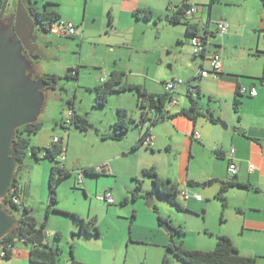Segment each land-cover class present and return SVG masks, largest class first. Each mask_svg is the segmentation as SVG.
<instances>
[{"label": "rangeland", "instance_id": "1", "mask_svg": "<svg viewBox=\"0 0 264 264\" xmlns=\"http://www.w3.org/2000/svg\"><path fill=\"white\" fill-rule=\"evenodd\" d=\"M31 1L39 9L46 2L55 4L60 13L59 21L76 27V35L71 37L58 33V22L53 23L48 33L40 31L37 25L39 57L31 63L35 76L51 74L59 77L58 87L47 91L38 117L43 126L37 134L30 136L31 142L38 139L44 143L54 137L61 138L66 148L62 163L70 176L57 189L59 212L50 211L46 217L50 161L35 160L28 153L17 176L22 192L24 190L23 200L35 211L37 221L41 223L46 218V233L50 235L47 240L60 249L59 264H161L169 231L158 224L157 214L151 205H147L148 199L171 225L182 227L184 233L175 237L182 240L184 247L188 245L193 250L206 251L199 249V245L208 239L215 240L216 244L218 230L232 224L236 209L227 203L223 209L215 197H205L211 189V186H205L211 154L198 149L195 157L188 149L182 150L177 146L170 150L154 149L150 153L144 151L143 146V150L126 152L121 156V145L125 140L103 139L102 135L113 132L118 108L126 109L134 120L139 119L135 92L112 93L105 105L94 106L93 89L102 83L101 77L106 81L112 70L123 72L124 82L144 86L152 93L163 91L162 84L171 79L185 80L184 73L189 72L200 59L193 54L185 26L169 24L164 19L166 12L181 6L185 0ZM127 1H134L133 10H151L152 17L136 18L131 15L133 10L127 13ZM17 2L8 0L4 17L13 13ZM230 2L217 0L210 4V0H186L196 10L189 20L198 24L200 33L207 23L214 31L217 21L224 18L223 14L235 15L241 11ZM74 69H77V79H67L65 75ZM182 86L185 88L183 92L179 91ZM185 86L176 85L173 98L181 101L184 109L190 110ZM193 96L196 101L203 100L196 93ZM69 101L73 102L74 111L89 121L91 128L88 131H80L73 125H63L65 130L61 127L68 111H73ZM167 121L158 123V127L169 129L171 124ZM49 128L52 132H48ZM144 129L133 124L126 135ZM142 159L152 163L158 176L163 174L170 180L179 176L184 180L189 172L192 176L203 177L199 180L200 185L194 187L204 198L202 203L179 197L187 210L178 211L156 192L149 198L146 189L150 188L151 181L141 176L138 178L145 182L142 185L144 193L133 200L127 188L134 186V181L128 174ZM189 161H193L190 169ZM216 161L221 162L220 159ZM103 163H107L105 167L110 171L107 176L95 177L81 172L84 168ZM79 172L85 179L84 183L77 182ZM104 190L111 191L115 200L113 204L97 198ZM125 197L127 201L124 203ZM12 214L18 217L17 213ZM70 214H77L85 223L95 217L99 236L79 234L80 224ZM58 232L60 238L56 239ZM15 245L21 246L20 242ZM70 246L73 247V255L70 254ZM169 260L170 264H181L172 255H169ZM7 261L0 259V264L11 262Z\"/></svg>", "mask_w": 264, "mask_h": 264}, {"label": "crops", "instance_id": "2", "mask_svg": "<svg viewBox=\"0 0 264 264\" xmlns=\"http://www.w3.org/2000/svg\"><path fill=\"white\" fill-rule=\"evenodd\" d=\"M30 3H32L31 0ZM230 3L241 11L235 15L225 13L223 14L224 18H220L229 22L228 32L221 37L215 36L216 26L212 31L207 23L203 32H199V34H204V30L209 35L212 33L211 44L206 46L203 57L197 56L200 61L195 63L189 72L184 73V84L191 80V86H196L199 96L203 97L200 102L196 101L193 96L195 92H192V97L196 102L194 119L177 115L167 121L171 124L169 129L158 127L157 124L150 131L153 145L152 147L144 146V151L153 153L154 149L170 150L177 146L182 150L188 149L196 157L198 149L207 150L211 154V167L205 186H211V189L205 197L209 198L216 196L219 189L218 180H225L233 176L227 171L229 163L227 155L230 148H234L235 152L232 157L238 166L234 178L238 182L249 183L251 187L248 189L230 188L224 194L226 203L236 209V217L231 225L218 230L216 237L218 235L228 236L240 254L255 257V264H264V86L260 80L264 75V6L259 0H231ZM32 4L37 7L36 4ZM134 7V1L125 3L127 13H130ZM193 15L194 13L191 16ZM215 50L222 52L221 72L215 76L209 74L205 77H198L199 69L209 70L208 58ZM172 80L176 79L170 81ZM240 86L256 87L257 96L240 95L241 105L238 113L235 114L232 102ZM184 90L185 88L182 86L179 91L183 92ZM161 92L163 91L157 93ZM46 94L47 92L45 96ZM176 101V106L168 107L170 114L178 113L181 107L184 109L182 102L178 99ZM210 117L216 121L212 122ZM221 121L226 123L225 129L221 127L219 123ZM144 130H137L125 135L123 138L125 141L121 145V156L126 152L129 153L130 147ZM194 131L199 133L198 140H194L192 137ZM60 142H62L61 138ZM50 144L51 140L45 143L38 139L30 141V145L33 147H48ZM216 159H220L221 162H217ZM192 162L188 163L189 169ZM249 164L254 165L252 171L248 169ZM149 167H152L149 160H139L128 175L133 178L139 177L142 169ZM159 176L162 179L167 178L163 174ZM148 179L150 180V178ZM200 179L204 178L192 176L189 172L184 180L179 176L171 181L178 185L179 190L186 189L193 195L199 194L194 187L200 185ZM84 181L85 179L82 177V183ZM144 183L143 181L142 185ZM133 187L127 189L131 190ZM146 190H150V188ZM199 195L201 196V194ZM189 200L202 203L204 198L197 201L191 196L187 199V201ZM24 204L26 203L24 202ZM20 244V247L15 245L13 255L7 261L8 263L11 261L9 264H31L28 259L29 249L22 242ZM214 245L215 240L208 239L198 248L209 250ZM185 248L191 249L192 247L187 245Z\"/></svg>", "mask_w": 264, "mask_h": 264}, {"label": "trees", "instance_id": "3", "mask_svg": "<svg viewBox=\"0 0 264 264\" xmlns=\"http://www.w3.org/2000/svg\"><path fill=\"white\" fill-rule=\"evenodd\" d=\"M217 0H210V4H213ZM261 5L264 6V0H259ZM24 2V0H22ZM27 6L26 9L29 15L34 19L36 25H38L40 31L43 33L50 32L54 22L60 20V13L56 9L55 4L46 2L42 9L35 7L30 0H25ZM3 0H0V8L2 6ZM186 3V0L184 2ZM16 7V6H15ZM191 8L187 4V10ZM15 10V9H14ZM186 10V11H187ZM186 11L181 9L180 6L175 7L171 12H166L164 14V19L169 24H183L185 26L186 35L193 39L196 36H199V27L195 22L189 20L190 17L186 15ZM136 18L141 16L145 19L152 17V12L149 9L137 8L132 11V14ZM5 18V17H4ZM112 17L110 16L109 23L111 24ZM208 32L204 30V34ZM212 34V33H210ZM75 36V35H74ZM73 37V36H71ZM205 50L201 52L200 55H195L203 57ZM25 56L26 52L23 51ZM124 73L112 70L108 75L106 81H102L101 84H98L94 87V106L102 107L106 104L108 97L115 92L122 91H133L136 94L137 106L140 109V117L138 120H134L130 113L124 108H118L116 114V120L112 125L113 132L111 134H103V139L111 140H122L127 132L131 130L132 125L138 126L140 128L145 127L143 133H141L138 140L130 147L129 153H133L144 146V142L147 137L151 136V129L156 126L158 123L165 120H170L177 115H182L187 118L194 119L196 102L192 97L191 88H194V92L199 96L196 86H191L190 81H186L187 92L186 96L190 102V113L189 110L181 109L178 113L170 114L166 106L170 104L173 100L174 91H165L161 93H152L149 92L144 86L129 84L123 80ZM33 79L40 78L45 83L43 88L44 92L50 90H55L58 87L59 77L51 74H44L41 76H32ZM67 79H77V69L72 70L71 73L65 75ZM196 78V77H195ZM263 80V77L260 79ZM239 88V87H238ZM240 93L238 89L236 91V96L233 99L232 107L235 114L238 113L241 101ZM68 105L73 108V102L69 101ZM72 110V109H71ZM212 122L216 120L212 117L209 118ZM61 127L65 130L66 127ZM80 131H88L91 128L89 121L85 116H82L76 113L73 109V117L71 124ZM43 126V122L37 119L35 122L27 123L22 126H19L15 130L13 147L15 150V156L20 161L19 170L23 164V160L26 158L28 153L30 157L35 160H48L51 162L49 175H48V198L46 205V217L50 211L59 212L57 210L58 195L57 189L60 183L67 177L70 176V172L64 167V164L60 160L62 153L65 154L66 148L62 145V142L57 144L51 143L48 147H33L30 145V136L37 134ZM29 134V136H28ZM41 154V157L39 156ZM218 157H220L218 155ZM96 166L84 168L83 172L85 175L91 176H100L107 175L108 173H99L96 171ZM18 170V171H19ZM18 176V173H17ZM16 176V183L13 186L14 196L18 199V202L15 204L11 200V192L6 198L7 204L12 208L11 213L15 212L18 214L20 224L14 228L12 232L4 236L0 240V251L4 254L0 255V259L10 260L13 255V250L16 242H22L24 245L29 247V262L31 264H59V253L60 249L58 247H53L51 243L48 242V235L46 234V218L39 223L35 215L30 214L32 210L29 206L24 204L22 199V187L18 184ZM141 177L150 178L151 187L150 190L146 191V195L153 197L154 192L158 196H161L168 204L175 207L178 211H186L187 208L180 202V190L178 185L173 183L170 179H162L157 174L153 167L144 168L141 171ZM233 175L231 178L225 180H218L219 189L215 196L217 200L221 202L222 208L226 207L225 193L230 188H245L248 189L251 187L249 183L238 182ZM142 178L134 177V187L129 190L130 197L134 200L138 197H141L144 193L142 187L143 180ZM191 184V183H189ZM127 197L123 199L125 203ZM151 207L157 214V221L160 226L167 225L170 227L168 232L169 240L165 244V253L162 257L161 264H170L169 255H172L181 264H255V257L244 256L239 253L238 249L235 247L233 242L228 236L218 235L216 237V244L211 250H193L187 249L183 246L182 240L176 239V235L180 236L184 233V230L181 226H173L170 224L169 220L159 214L157 208L152 204ZM76 221L80 224V233L87 236H99V231L96 226V218L91 217L88 223H85L83 219L80 218L77 214H70ZM55 238H60V234L56 233ZM70 254L73 255V247L70 246ZM73 260V259H72Z\"/></svg>", "mask_w": 264, "mask_h": 264}, {"label": "water", "instance_id": "4", "mask_svg": "<svg viewBox=\"0 0 264 264\" xmlns=\"http://www.w3.org/2000/svg\"><path fill=\"white\" fill-rule=\"evenodd\" d=\"M7 4L8 0H3L0 8V240L20 224L5 201L16 183L20 166L13 147L15 130L38 119L45 99V83L40 78L33 79L31 74L32 60L39 57L34 53L38 49L37 25L22 0H18L5 23ZM180 8L186 11L187 4ZM219 123L222 128L227 127L223 121ZM147 205H152L150 199ZM30 214L34 215L35 211L30 210ZM163 227L170 230L167 225Z\"/></svg>", "mask_w": 264, "mask_h": 264}, {"label": "built area", "instance_id": "5", "mask_svg": "<svg viewBox=\"0 0 264 264\" xmlns=\"http://www.w3.org/2000/svg\"><path fill=\"white\" fill-rule=\"evenodd\" d=\"M194 12H195V9L191 7L186 11V15L188 17H190ZM57 22H58V33L60 35H65V36L76 35V27L74 25H72L70 23L63 22V21H57ZM228 29H229V23L225 19L218 20L216 23L215 36H219V37L223 36L224 34H226L228 32ZM209 44H211V34L210 35L209 34H202V35L194 37L193 39H191V45L193 46V54L200 55L201 52L203 50H205L206 46ZM208 60H209L208 61L209 62V70L199 69L197 71L198 77H200V78L205 77L209 74L215 76L221 72V70H222V52L220 50L213 51L211 53L210 57L208 58ZM101 81H104V78L101 77ZM179 84H184L182 79L167 81V82L163 83L162 85H163V89L165 91H174L175 86L179 85ZM262 85L264 86V75H263ZM193 91H194V88H191V92H193ZM238 92L241 95H248L250 97L257 96V89L254 86H252V87L240 86L238 88ZM174 104L176 105L177 101L173 98L172 102L166 106L167 110H168V107L173 106ZM72 117H73V111L69 110L68 111V117H67L66 121L64 122V125H70L71 121H72ZM192 137L194 140H198L199 139L198 131H194L192 134ZM51 143L57 144V143H59V139L57 137H54L51 140ZM152 145H153L152 137L149 136L146 138V140L144 142V146L152 147ZM234 152H235L234 148H230L228 155H227V158L229 160V163L227 166V171L231 175H235L237 170H238V166L234 162L233 157H232ZM64 156H65L64 153H62L60 156L61 161H62V158ZM106 164L107 163L97 165L95 168L96 171L99 173H109L110 171L105 167ZM248 169L250 171H252L254 169V165L249 164ZM77 182L78 183L82 182L81 172H79ZM10 192L12 194L11 200L13 201V203L16 204L18 202V199L14 196L15 191H14L13 187L10 189L9 193ZM179 194H180V197L185 199V200L190 198L191 196L194 197L197 201L202 200V197L199 194L191 195L186 189L180 190ZM97 198L100 201L105 202L107 204H113L114 203V197H113L111 191H109V190H104L99 195H97ZM8 206H9V204H8ZM3 254L4 253L2 251H0V255H3Z\"/></svg>", "mask_w": 264, "mask_h": 264}, {"label": "flooded vegetation", "instance_id": "6", "mask_svg": "<svg viewBox=\"0 0 264 264\" xmlns=\"http://www.w3.org/2000/svg\"><path fill=\"white\" fill-rule=\"evenodd\" d=\"M24 4H25V6H27L25 0H24ZM13 12H14V11H13ZM10 14H12V13H10ZM10 14H9V15H10ZM9 15H8V16H9ZM8 16L4 18V19H5V20H4L5 23H7V18H8ZM37 33H38V31H37ZM36 41H37V40H36ZM23 51L26 52L25 50H23ZM34 53H35V54H39V50L37 49V51L34 52ZM26 54H27V53H26ZM27 56H28V54H27ZM31 74H32V76H34L35 73H34L33 71H31ZM32 78H33V77H32Z\"/></svg>", "mask_w": 264, "mask_h": 264}, {"label": "bare ground", "instance_id": "7", "mask_svg": "<svg viewBox=\"0 0 264 264\" xmlns=\"http://www.w3.org/2000/svg\"><path fill=\"white\" fill-rule=\"evenodd\" d=\"M203 52V51H202Z\"/></svg>", "mask_w": 264, "mask_h": 264}]
</instances>
